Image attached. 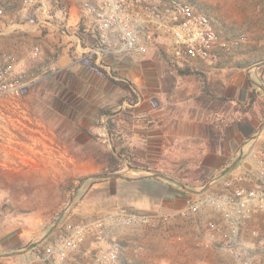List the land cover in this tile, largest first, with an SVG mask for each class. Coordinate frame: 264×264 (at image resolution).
<instances>
[{
  "label": "rangeland",
  "instance_id": "rangeland-1",
  "mask_svg": "<svg viewBox=\"0 0 264 264\" xmlns=\"http://www.w3.org/2000/svg\"><path fill=\"white\" fill-rule=\"evenodd\" d=\"M185 1L208 15L218 32L231 37L244 33L246 39L237 48L223 53L216 62H207L208 65L195 62L192 66L180 67L160 46L140 57L114 55L122 58V95L112 97L111 107L96 111L95 118L104 115L106 110L114 112L122 104L120 114L106 120L107 128L109 120L115 124L110 152L112 142L119 141L117 149H123L135 163L151 170L134 169L123 159L125 169L119 172V177L87 178L110 173L108 142L99 140L102 128L98 126L94 134L92 173H78L77 167L65 161L52 166L41 165L38 160L27 163L11 152L12 114L6 105L0 104V264H57L54 258L45 263V250L54 246L56 239L71 225L87 224L102 217H110L109 238L122 244L121 257L125 263L237 264L228 253L204 240L207 220H215L211 211L191 212L184 198H181L183 202H175L178 209L161 211L132 209L129 204L118 205L103 199L117 191L115 180L126 176L127 181L129 177H150L155 172L173 178L183 188L203 193L220 172L219 167L213 171L210 168L222 161L229 146L233 149L228 140L236 135L233 122L240 118L239 108L233 102L211 96H231L236 75L240 73L246 84V72L264 60V11H255L253 0ZM0 9L4 13L3 6ZM8 43L0 33V50ZM177 68H188L191 73L181 74ZM109 71L118 76V63ZM48 86L53 88L55 84L52 81ZM121 98L135 103H129L128 99L120 102ZM135 124L138 126L133 127ZM138 130L146 131L144 137L140 133L134 136ZM15 131L21 133V129ZM231 160L224 161L223 168ZM69 184L74 187L71 193L64 194L58 188ZM126 190L129 194L135 193L134 187ZM121 211L164 214L168 219L125 225L117 220L116 214ZM34 242L38 244L28 249ZM95 245L93 236H87L81 252L67 253L60 264L89 262Z\"/></svg>",
  "mask_w": 264,
  "mask_h": 264
},
{
  "label": "crops",
  "instance_id": "crops-1",
  "mask_svg": "<svg viewBox=\"0 0 264 264\" xmlns=\"http://www.w3.org/2000/svg\"><path fill=\"white\" fill-rule=\"evenodd\" d=\"M252 4L255 11H264V0H253ZM98 5L97 0H0V6L4 8L0 33L9 41L0 52L11 53L34 76L23 97H0V104L6 105L12 114L11 152L27 163L38 160L41 165L52 166L65 161L77 167L75 171L78 173H92L96 126L102 128L99 140L108 142L107 151L110 152L111 133L106 120L111 116L115 119L121 112L122 104L117 105L118 109L113 114L98 115L97 120L95 112L111 107L112 97L122 95V88L111 81V78L122 81V58L95 50L98 44L95 30ZM219 34L223 38L231 37L221 31ZM34 47L39 50L37 57L28 61ZM115 62L120 67L118 76L109 71ZM196 62L208 65L204 61ZM261 66H254L253 70L246 72V84L240 73L236 75L230 88L233 94L225 96L246 99L249 95L247 81L258 83L256 78ZM52 81L55 86L49 88ZM15 129H21V133ZM145 132L135 131L134 136L138 137L140 133L144 137ZM228 142L233 144V149L229 146L222 161L215 168H210L213 171L219 167L220 172L203 193L219 190V178L228 167L223 168L222 163L229 159H232L230 164L237 158L239 161L227 172L228 175L256 172L255 154L264 147V126L250 138L241 140L235 135ZM85 165H90L91 169ZM126 179L115 180L117 191L103 199L118 205L129 204L132 209L161 211L178 209L175 202L178 204L181 198H191L200 203L201 213L202 210L212 212L202 200L203 193L198 194L197 190L151 176ZM128 187H134L135 193L129 194ZM262 261L264 264V258Z\"/></svg>",
  "mask_w": 264,
  "mask_h": 264
},
{
  "label": "built area",
  "instance_id": "built-area-1",
  "mask_svg": "<svg viewBox=\"0 0 264 264\" xmlns=\"http://www.w3.org/2000/svg\"><path fill=\"white\" fill-rule=\"evenodd\" d=\"M95 30L100 54L144 55L162 47L178 66H192L196 61L216 62L244 42L246 35L223 38L208 15L185 0H97ZM3 10L0 9V15ZM34 47L28 61L37 57ZM34 76L10 53L0 56V97L20 98L33 83ZM255 173H233L221 176L219 190L208 191L202 200L215 220L208 219L204 240L228 253L237 264H258L264 258V147L255 154ZM187 209L196 212L200 203L186 199ZM125 225L159 223L168 219L157 213L116 214ZM109 218L102 217L87 224L71 225L44 252L43 259L57 264L69 252H81L87 236L96 245L85 264H131L122 261L123 246L109 238Z\"/></svg>",
  "mask_w": 264,
  "mask_h": 264
},
{
  "label": "trees",
  "instance_id": "trees-1",
  "mask_svg": "<svg viewBox=\"0 0 264 264\" xmlns=\"http://www.w3.org/2000/svg\"><path fill=\"white\" fill-rule=\"evenodd\" d=\"M97 69L100 70V68H97ZM178 70L181 74L191 73V70L188 68L187 69H178ZM113 75H115V74H113ZM256 79H257L259 84L264 86V65H262L259 68L258 76ZM111 81L114 84L118 85L120 88H122V86L124 85L122 83V81L113 80L112 78H111ZM204 86H206V82H204ZM247 86L249 88V95L244 100H236V99L224 96V95L216 96L215 94H212V96H211L212 99L214 98L215 100L233 102L234 105H236L239 108L240 118L235 120L233 122V125L235 128L236 135L241 140H245L247 138H250L252 135H254L256 133V131L258 130L261 122L264 120V97H263L264 94H263V91L261 89H259L258 87H256L249 80L247 81ZM125 99L127 100L128 98H121L120 102H122V100H125ZM127 101H129V103H131V104L135 103L134 100H132V99H128ZM112 113H114V112H110L109 110L103 111L104 115H109ZM109 119H111V118H109ZM109 121H108V130L111 133L112 128L115 127V124L111 123ZM223 137H224V135H223ZM112 145H113L112 151L109 152V154L107 155L108 171L110 173H119L125 169V167L123 165V159H126L129 163V165L131 167H133L134 169L143 168L147 171L151 170L149 167H147L145 165L135 163L136 160L134 161V159H132L131 156L125 155L123 149L122 150L120 148L117 149V146L119 145V141H117V142L113 141ZM124 178H127V176ZM95 181H100V180L97 179ZM58 188L64 194H68V191H70V193H71L74 190V187L73 186L71 187L70 184L67 185V187L62 185V186H59ZM44 261H45V263H48V261H46V260H44Z\"/></svg>",
  "mask_w": 264,
  "mask_h": 264
},
{
  "label": "water",
  "instance_id": "water-1",
  "mask_svg": "<svg viewBox=\"0 0 264 264\" xmlns=\"http://www.w3.org/2000/svg\"><path fill=\"white\" fill-rule=\"evenodd\" d=\"M138 57L142 56V55H136ZM261 65H264V60L260 61L259 63H257L255 66L259 67ZM255 86H257L259 89H261L263 92H264V86L259 84V83H253ZM264 126V121L262 122L261 126L259 127V130H261ZM239 161V158H237L236 160H234L222 173V175L226 174L227 172H229L231 169L234 168V166L237 164V162ZM121 174L120 173H106V174H102V175H92V176H89L87 178H111V177H119ZM151 177H155V178H161V179H165V180H168L170 182H174L176 184H179L180 186L183 187V184L175 181L173 178L161 173V172H155V173H152L150 175ZM85 178V179H87ZM208 187V185L204 186L203 189H206ZM51 231V230H50ZM38 244V242H34L32 244H30L28 246V249H31L33 247H35L36 245Z\"/></svg>",
  "mask_w": 264,
  "mask_h": 264
}]
</instances>
